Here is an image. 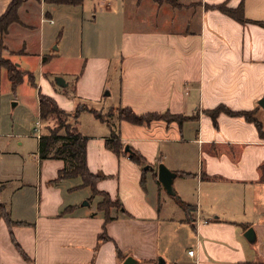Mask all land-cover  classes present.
Wrapping results in <instances>:
<instances>
[{
  "label": "crops",
  "instance_id": "1",
  "mask_svg": "<svg viewBox=\"0 0 264 264\" xmlns=\"http://www.w3.org/2000/svg\"><path fill=\"white\" fill-rule=\"evenodd\" d=\"M11 1L0 0V16ZM86 2L24 0L19 21L0 31V51L28 72L22 65L33 57L49 65L60 56L62 38L46 36L42 22L55 23L52 10L71 5L82 9L84 28ZM103 3L112 8L103 11L109 27L120 28L121 68L113 99L102 109L79 104L86 108L75 117L79 105L69 98L74 92L101 100L114 54L107 40L94 47L91 38L87 44L82 37L79 55L86 61L72 87L66 82L58 89L47 81L49 69L42 83L44 94L71 112L87 137L89 169L101 175L96 188L122 206H112L107 220L98 206L101 194H86L91 201L86 204L69 199L66 194L93 187L55 180L65 161L42 158V171L50 174L40 182L39 208L31 220H17L21 229L4 233L0 264H125L129 256L135 264H264V0ZM97 21V15L89 20ZM108 93L114 94L112 88ZM221 105L234 112L211 113ZM122 107L179 118L137 123L120 115ZM243 111L252 112L262 132ZM85 112L93 119L86 121ZM114 133L124 145L121 152L107 144ZM42 134L41 126L39 140ZM133 151L145 162L134 160ZM160 162L177 172V197L158 179ZM180 200L188 207H178ZM249 228L252 237L246 235Z\"/></svg>",
  "mask_w": 264,
  "mask_h": 264
},
{
  "label": "rangeland",
  "instance_id": "2",
  "mask_svg": "<svg viewBox=\"0 0 264 264\" xmlns=\"http://www.w3.org/2000/svg\"><path fill=\"white\" fill-rule=\"evenodd\" d=\"M46 8L49 7L46 6ZM111 9L101 0H87L84 9V17H86L84 28L82 27L83 12L80 7L61 5L57 6L56 10L50 9L53 11L55 23L45 20L42 25L46 36L52 39L57 38L56 40L62 38L60 56L46 66L42 65V61L38 57H33L29 62L23 63L22 68L33 73L36 84L30 82L27 74L24 81L13 87L8 77H4L5 71L2 72L0 82V239L4 238V233L10 235L9 231L13 232V230L22 227L17 224V220L21 218L31 220L35 217L41 200L40 182L44 181V174H50L42 171V158L39 155V139L37 137L41 126L43 133H47L49 127H54L52 122L43 120L40 115V92L44 94L46 90L45 84L42 83L44 72L48 69L52 72L48 77L45 75L46 80L53 82L58 89H62L58 83L61 78H64L65 82H70V87H72L83 62L86 61L85 56L79 55L82 37L84 36V41L87 44L91 38L90 41H93L91 44L94 47L103 40H107L113 45L112 52L114 54L107 77H105L110 85H107L102 91L101 100L81 97L74 92L69 98L76 101L77 105L86 103L102 109L103 103L109 102L116 94L121 68L120 56L116 53L120 28L109 27L107 19L103 18V11H112ZM95 15H97L98 21L93 25L89 20L93 19ZM121 22L124 23V19L118 20L119 26ZM20 62L18 61L19 64ZM41 86L43 87L41 88ZM110 88L113 90V95H111L112 93L107 94ZM84 115L86 121L93 119L92 112H85ZM114 130L117 128H113ZM146 173L150 176L152 170L147 169ZM80 182H82L81 177H74L67 179L64 184L71 186ZM86 194H93V192L86 188L66 195L69 199L77 198L80 204H86V201L91 203ZM101 198L103 199V196ZM97 199L98 196L93 199V202H96ZM182 206H184L182 203L178 204V207ZM6 212L10 214L13 220L12 224L7 220ZM23 251L27 258V252L24 249Z\"/></svg>",
  "mask_w": 264,
  "mask_h": 264
},
{
  "label": "trees",
  "instance_id": "3",
  "mask_svg": "<svg viewBox=\"0 0 264 264\" xmlns=\"http://www.w3.org/2000/svg\"><path fill=\"white\" fill-rule=\"evenodd\" d=\"M24 0H12L5 11L4 14L0 16V31L2 33L7 32L8 27L11 23L19 21L18 10L20 5ZM48 2L55 3H68V4H81L83 0H46ZM47 57L43 58V61H46ZM6 68L8 77L12 82L13 87L18 86L23 80L24 77L28 74L30 82L36 84L35 77L33 73L22 70L19 68L18 64L6 57L3 51H0V78L2 69ZM40 115L43 120H47L54 124V127H49V131L41 135L39 140V155L41 158H61L65 161V165L58 172V176L55 180L60 181L67 178L81 177L82 183L78 186L91 185L93 187L94 194H101L103 199L99 202V209H102L106 213V219L109 220L112 218L110 215V209L112 206L121 207V202L116 199H112L107 192L98 190L96 188L97 181L101 178L100 174L93 173L87 163V142L88 139L84 136L81 131L78 129L77 125L73 123L70 118L72 113L61 108L57 100L50 96L40 92ZM86 107L79 105L75 112V117L78 116L79 112ZM119 113L122 117L127 118L133 122H149L154 119H166L173 120L179 118L178 115L171 114L169 112L159 113H145L137 114L131 108L122 107L118 108ZM222 110H227L229 113H233L225 106H219L213 110L211 113L216 115ZM98 117L105 120V117L102 113L95 111ZM245 114V116L253 121L259 127V130L262 132L261 122L255 118L252 112L243 111L240 112ZM107 144L110 148L114 149L116 152H121L124 149L123 143L119 139V135L114 133V136L111 139L107 140ZM132 158L139 163H144L145 160L143 156L137 151H133ZM182 203L185 208L188 207V204L183 201ZM7 219L10 223L12 220L9 215ZM102 236V235H101Z\"/></svg>",
  "mask_w": 264,
  "mask_h": 264
},
{
  "label": "water",
  "instance_id": "4",
  "mask_svg": "<svg viewBox=\"0 0 264 264\" xmlns=\"http://www.w3.org/2000/svg\"><path fill=\"white\" fill-rule=\"evenodd\" d=\"M59 84L61 85H65L66 82H63V79H59L58 81ZM260 103L262 105H264V98L260 100ZM125 150L132 152L129 145L125 146ZM149 165H146L145 168H148ZM177 172L172 170L171 168L168 167L167 164H165L164 162H160L158 165V179L160 180V182L162 183L164 189L171 195L176 196L177 197V193L174 187V178L176 177ZM88 201H86L87 203ZM247 236L252 237L253 236V229L249 228L247 233ZM136 260L129 256L127 257V259L125 260V264H135Z\"/></svg>",
  "mask_w": 264,
  "mask_h": 264
},
{
  "label": "built area",
  "instance_id": "5",
  "mask_svg": "<svg viewBox=\"0 0 264 264\" xmlns=\"http://www.w3.org/2000/svg\"><path fill=\"white\" fill-rule=\"evenodd\" d=\"M101 1L105 2V1H107V0H101ZM52 21H53V20H52ZM193 252H194L193 249H190V250H189V253H190V254H193Z\"/></svg>",
  "mask_w": 264,
  "mask_h": 264
}]
</instances>
